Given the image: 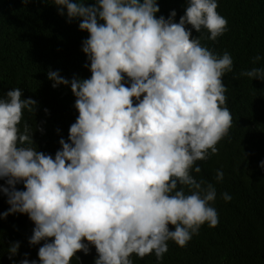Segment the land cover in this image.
Returning a JSON list of instances; mask_svg holds the SVG:
<instances>
[{"label": "clouds", "instance_id": "1", "mask_svg": "<svg viewBox=\"0 0 264 264\" xmlns=\"http://www.w3.org/2000/svg\"><path fill=\"white\" fill-rule=\"evenodd\" d=\"M53 4L89 33L81 50L91 76L68 80L40 71L42 60L28 72L0 73V179L7 185L0 193L10 206L0 219L27 214L35 225L28 243L44 241L40 264H70L89 245L94 264H133V254L160 261L169 241L186 247L202 225H218L211 206L216 189L194 176L247 108L254 121L250 96L264 68L244 70L248 54L238 61L233 51L220 50L228 21L217 0H182L179 22L175 10L157 18V0ZM44 31L49 42V26ZM45 48L58 66L62 49ZM57 85H70L76 97L75 122L53 158L37 151L30 126L20 125L24 110L33 113L45 89ZM223 176L218 170L216 180ZM21 182L23 191L15 187ZM222 198L231 200L228 193ZM18 248L19 242L10 246L9 258Z\"/></svg>", "mask_w": 264, "mask_h": 264}, {"label": "trees", "instance_id": "2", "mask_svg": "<svg viewBox=\"0 0 264 264\" xmlns=\"http://www.w3.org/2000/svg\"><path fill=\"white\" fill-rule=\"evenodd\" d=\"M83 2L90 5L94 0ZM217 2L218 13L228 21V30L217 39L220 50L233 51L238 61L245 57L242 53L248 54L244 70L264 68V0ZM157 4L160 9L157 18L163 15L167 19L175 10L174 22H179L182 0H157ZM79 23V18L68 21L66 9L63 15L59 14L53 0H29L28 3L0 0V73H7L10 68L28 72L32 63L34 67L42 60L40 71H58L68 80L90 78L89 68L85 66L87 57L81 50L82 41L89 33L81 31ZM46 25L49 26V42L45 38ZM53 45L62 49V61L58 66L51 56H46L45 46L50 49ZM257 55L262 59L253 63ZM16 75L19 79L25 77L21 73ZM30 88L35 89L34 86ZM75 99L70 85L49 86L33 113L24 110L20 127L23 130L25 123L30 126L32 146L37 151L40 147L54 158L61 147L59 140L67 142L68 129L75 122L71 118ZM250 100L256 107L254 121L247 119L251 115L247 108L241 121L216 145L218 153L203 160L202 171L194 176L198 181L203 179L213 184L216 189L211 206L217 210L218 225H202L186 247L169 241L168 251L160 261L154 254L142 259L133 254V264H264V168L259 166L264 161V80L258 82ZM218 170L224 174L222 181L216 180ZM0 185L7 187L3 179ZM15 187L24 190L23 182ZM222 193H228L231 200L226 202ZM9 207L7 196L0 193V213ZM34 227L27 214L14 213L0 219V264H20L25 258L40 264L37 253L44 241L36 245L28 243ZM52 239L49 238V242ZM15 242H19L18 251L9 258V248ZM89 249L88 254L77 252L70 264H94L97 253L94 246L89 245Z\"/></svg>", "mask_w": 264, "mask_h": 264}, {"label": "bare ground", "instance_id": "3", "mask_svg": "<svg viewBox=\"0 0 264 264\" xmlns=\"http://www.w3.org/2000/svg\"><path fill=\"white\" fill-rule=\"evenodd\" d=\"M202 169V168H201ZM202 171V170H201ZM203 173H205V172H203ZM199 175H201V174H199ZM203 175V174H202ZM204 177H205V175H204Z\"/></svg>", "mask_w": 264, "mask_h": 264}]
</instances>
